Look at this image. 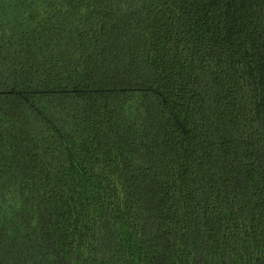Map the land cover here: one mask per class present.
Here are the masks:
<instances>
[{
    "label": "trees",
    "instance_id": "16d2710c",
    "mask_svg": "<svg viewBox=\"0 0 264 264\" xmlns=\"http://www.w3.org/2000/svg\"><path fill=\"white\" fill-rule=\"evenodd\" d=\"M0 264H264V0H0Z\"/></svg>",
    "mask_w": 264,
    "mask_h": 264
}]
</instances>
